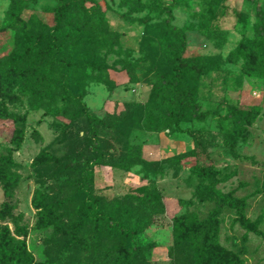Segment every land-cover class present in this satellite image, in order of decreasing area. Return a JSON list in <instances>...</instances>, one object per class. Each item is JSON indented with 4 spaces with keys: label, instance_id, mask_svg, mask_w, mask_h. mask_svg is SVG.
<instances>
[{
    "label": "rangeland",
    "instance_id": "374dc122",
    "mask_svg": "<svg viewBox=\"0 0 264 264\" xmlns=\"http://www.w3.org/2000/svg\"><path fill=\"white\" fill-rule=\"evenodd\" d=\"M81 1L89 12L99 6L101 20L86 25L60 59L84 65L67 67L66 75L56 66L28 79L24 69L10 75L11 46L20 52L25 37L46 29L55 1L0 0V159L10 157L16 175L0 178V225L29 248L43 247L44 255L35 254L31 264H102L104 248L129 245L141 250L140 264H200L188 243L177 245L176 216L197 225L214 215L223 249L240 264H264V105L250 123L238 107L248 97L258 103L257 89L264 85L235 54L245 38L259 36L254 10L246 0ZM258 2L264 7V0ZM165 7L188 34L190 56L206 66L197 83L206 116L160 130L128 124L124 133L117 124L139 108H151L159 118L172 109L165 79L175 52L163 24ZM3 112L16 121L6 124ZM92 116L100 122L93 125ZM16 127L23 130L21 142L8 133ZM96 143L102 160L93 165V195L119 200L141 223L125 241H92L69 225L90 192L67 183L91 165ZM204 166L213 167L216 188L234 197L233 205L218 208L201 192L209 184L198 174ZM145 184L163 211L147 203L138 189Z\"/></svg>",
    "mask_w": 264,
    "mask_h": 264
},
{
    "label": "trees",
    "instance_id": "16d2710c",
    "mask_svg": "<svg viewBox=\"0 0 264 264\" xmlns=\"http://www.w3.org/2000/svg\"><path fill=\"white\" fill-rule=\"evenodd\" d=\"M16 0H12L15 2ZM55 6L52 10L51 18L46 25V29L38 32L33 38L25 37L21 44H12L11 57L7 61L11 70V76H21L22 69L28 79L38 77L42 72L52 71L58 66L62 75L67 67L81 68L84 64L69 60L64 62L60 58L68 50V45L73 39L81 37L82 29L93 21L101 20V10L99 6L89 12L86 5L81 0H54ZM247 4L254 10L257 21L259 36L252 39H244L235 51L236 56H242L246 60L247 73H256L258 81L264 85V7L258 0H246ZM166 18L163 20L164 28L174 41L175 63L173 71L165 84H169L172 89L171 104L172 109L166 111L162 117H156L151 108H139L131 117L117 124V128L125 133L124 128L128 124L140 126L150 130H160L167 124L180 123L187 117L204 119L206 112H202L197 103V83L198 76L206 70V66L195 61L189 52V36L186 31L173 23V12L170 7H165ZM23 52V53H22ZM32 57L34 58L31 62ZM20 68V71L16 69ZM16 70V71H15ZM258 103L244 98L239 109L242 111V119L250 123L258 115L260 106L264 105V89H257ZM4 90L0 87V96ZM65 99L68 92H64ZM3 114H6V112ZM8 115L9 125L16 121L10 114ZM93 125L100 122L97 117L90 119ZM136 121V122H135ZM3 123V122H2ZM5 123V122H4ZM133 123V124H132ZM1 127V126H0ZM1 129V128H0ZM8 133L16 142L23 140V130L21 128H11ZM143 147V146H139ZM134 146H131L133 149ZM96 155L91 165L84 169L79 179L67 183L75 189L86 188L90 194L87 199L75 210L71 223L73 231L78 235H84L91 240L103 239L105 241L131 239L141 230V223L137 218L132 217L126 210L122 209L119 200L108 201L99 198L92 193L93 185V165L102 160L100 144L94 146ZM60 161L59 159H56ZM73 166L72 163L65 165ZM12 161L10 157L0 159V178L13 179L16 175L11 170ZM199 176L203 180H208L207 186L201 187V192L216 202V206L221 208L225 205H233L236 201L234 197L216 188L217 177L212 166H204L199 169ZM145 191V199L150 207H155L158 211H163L164 205L158 200L157 194L149 189L147 184L138 188ZM172 207H175L172 204ZM45 214L50 211V206L42 204ZM175 209V208H174ZM177 213V210H173ZM187 216L178 215L175 221L176 243H188L196 254L200 264H240V260L233 253L227 252L218 242L217 220L214 215L207 219L193 224ZM245 222H248L243 218ZM40 257L44 255L41 245L32 244L29 248L25 242L18 240L11 234L8 228L0 225V264H31L34 255ZM102 264H140L143 263V255L136 245H129L118 248L113 252L104 248L101 253ZM111 260L109 261V259Z\"/></svg>",
    "mask_w": 264,
    "mask_h": 264
}]
</instances>
